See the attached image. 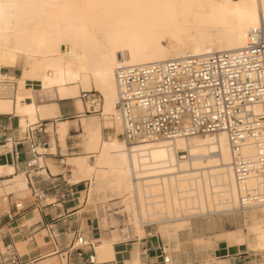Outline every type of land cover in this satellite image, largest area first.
I'll list each match as a JSON object with an SVG mask.
<instances>
[{"label": "bare ground", "instance_id": "bare-ground-1", "mask_svg": "<svg viewBox=\"0 0 264 264\" xmlns=\"http://www.w3.org/2000/svg\"><path fill=\"white\" fill-rule=\"evenodd\" d=\"M263 23L264 0H0V68L7 61L21 65L17 112L31 121L38 112L47 116V106L25 102L31 95L23 89L26 79L55 87L62 97H78L80 85L101 93L104 125L114 129L113 136L96 138L95 164L78 158L75 176L104 180L122 194L109 199L121 198V209H127L113 211L127 216L118 219L119 225L141 235L148 224L182 226L194 216L261 206V219L253 212L249 228L259 238L255 250L264 252V204L241 205L226 133L129 145L119 136L115 84L120 62L236 49L245 45L251 28ZM59 131L62 135L63 127ZM244 154L253 157L256 151L246 145ZM100 244V254L111 248L108 239Z\"/></svg>", "mask_w": 264, "mask_h": 264}, {"label": "crops", "instance_id": "crops-1", "mask_svg": "<svg viewBox=\"0 0 264 264\" xmlns=\"http://www.w3.org/2000/svg\"><path fill=\"white\" fill-rule=\"evenodd\" d=\"M16 65L7 61L0 68V264H13V258L18 264H165L162 245L167 246L173 264H205L218 258H229L232 264H248V251L240 244L229 245L224 239L212 244H194L196 239L224 232L213 228L203 230L191 221L187 235L179 233L178 250H171L176 244L166 242L158 226L155 231L145 229L142 236L124 239L119 233L111 235L110 250L100 254V242L106 237L101 238L98 217L87 208V203L93 198V190L101 191L102 183L95 177L93 181L88 177L76 178L74 162L78 158L95 157L96 138L101 142L105 138L104 121L88 115L79 97H62L57 88H43L38 79L25 80L23 89L31 95L24 100L36 107L47 106V116L38 112L36 120L31 121L29 116L19 114L17 94L23 90L17 80L21 70ZM22 120L26 121L25 125ZM39 122L43 130H34L32 137L41 160L32 167L30 182L25 180L26 163L35 153L31 151L32 141L26 128ZM50 125L57 128L50 131ZM60 127L64 129L62 135ZM88 181L91 187L85 198ZM34 190L40 193V198ZM15 203H21L22 208L17 210ZM78 234L92 242L94 248L84 246L82 254L72 249ZM92 254L96 256L94 263L89 261Z\"/></svg>", "mask_w": 264, "mask_h": 264}, {"label": "built area", "instance_id": "built-area-1", "mask_svg": "<svg viewBox=\"0 0 264 264\" xmlns=\"http://www.w3.org/2000/svg\"><path fill=\"white\" fill-rule=\"evenodd\" d=\"M115 84L119 136L127 144L224 132L232 150L241 205L264 204V23L251 28L245 45L236 49L140 64L120 62L115 68ZM78 97L86 113L101 114L100 92L81 89ZM38 128L43 130V124L26 128L35 153L26 163L30 182L32 167L39 161L32 137ZM246 145L255 149V156L244 154ZM34 194L41 197L37 190ZM15 207L20 210L21 203ZM151 225H145L146 229ZM87 245L94 248L78 234L71 248L82 254ZM161 253L165 264H173L166 245ZM95 257L90 255L89 261L94 263ZM12 263L18 264L17 259Z\"/></svg>", "mask_w": 264, "mask_h": 264}, {"label": "rangeland", "instance_id": "rangeland-1", "mask_svg": "<svg viewBox=\"0 0 264 264\" xmlns=\"http://www.w3.org/2000/svg\"><path fill=\"white\" fill-rule=\"evenodd\" d=\"M167 42L168 41H163L164 44H167ZM63 49L65 50V46H63ZM16 66L21 70V65L20 66L16 65ZM80 89H84V87L80 85L79 90ZM87 114L91 116L95 115L97 120L101 122L104 121V116L102 114H98V113H87ZM53 129L54 127L50 125L49 130L53 131ZM103 129H104L103 136L105 138H107V136H109L114 132L113 128H103ZM80 138L82 139L81 136ZM60 142L62 143V140H60ZM183 154H187V152H184ZM94 159L95 157H91L90 159L91 161H89V163L95 164ZM101 183H102L101 191L97 192L93 190L92 191L93 198L91 199V201H88L87 203L88 204L87 208L94 210V214H96V216L98 217L97 226L100 227L101 238L106 237L105 239H108V237L111 235L116 236V233L121 234L124 239L125 237L131 238L132 236L144 235V233L140 235L139 233L136 232L135 229H133L132 231L127 230L126 226H128V224L126 223H125L126 226L119 225L120 220L118 219H122V218L125 219V217L127 216H124L123 214L122 215L117 214L114 216L112 213L114 210L121 209L122 208L120 207L121 204L123 205L125 204L120 202L121 198L115 200H109V199L113 197H118L122 194H118V190L115 189V187L112 186L111 184L105 182L104 180L101 181ZM90 187L91 185L89 182L86 191L84 192L85 198H87L89 194ZM217 199L218 196H216L215 201H218ZM208 200L209 203H211V195H209ZM262 209L263 208L261 206L256 208H246V209L233 208L227 211L210 212L202 216L191 218L190 219L191 223L195 222L199 224L203 230L213 228L224 232L220 235H215L213 237H208L206 239L204 238L196 239L194 240V244H212L215 240L224 239L226 240L227 244L229 245H234V243L240 244L241 246H243L244 249L248 251L246 253V255L248 256L246 259V261H248V264H264V252H259L255 250V246H254V244L259 242V238L255 236V234H253V232L249 228L250 225H252L254 222V217L252 213L256 212L258 213V215H260ZM125 210H127L126 207L118 212L123 213L125 212ZM186 213L187 212H184V214ZM258 219L259 220L261 219V215L259 216ZM128 223H132V221L129 219ZM165 224L166 223L159 226V230L162 232L159 233L163 235L162 237L169 244H176L175 247H173L171 250H178L180 244L179 233L182 231L184 234H186L191 224L189 226L186 223L181 226L177 224V222H171L166 225ZM148 229L151 231H155L158 230V226L154 224L151 225ZM113 230H116V232H112ZM237 237L238 239L234 240ZM205 264H232V261L229 258H218V259L207 260Z\"/></svg>", "mask_w": 264, "mask_h": 264}]
</instances>
